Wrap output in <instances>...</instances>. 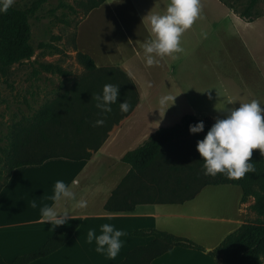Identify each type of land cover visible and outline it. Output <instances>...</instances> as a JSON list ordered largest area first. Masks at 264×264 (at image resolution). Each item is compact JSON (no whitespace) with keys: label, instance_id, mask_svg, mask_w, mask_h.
Segmentation results:
<instances>
[{"label":"rangeland","instance_id":"1","mask_svg":"<svg viewBox=\"0 0 264 264\" xmlns=\"http://www.w3.org/2000/svg\"><path fill=\"white\" fill-rule=\"evenodd\" d=\"M37 1L15 0L14 3V6L28 13L32 55L0 70V187L6 180L13 160L27 156L39 158L46 153L42 147L43 139L47 145L50 136L55 140L57 137L58 140L72 138L73 133L68 132L69 128L58 132L56 124H44L42 117L44 108L50 103L55 104V109L52 108L51 111L59 115V112H63L75 99L82 101L76 84L89 76L76 56L77 24L83 19L80 24V38L78 42L76 41L79 50L89 47L97 51L110 50L111 57L119 60L130 59L137 67L138 35L144 29L143 24H149L150 15L166 12L170 3V0H122V2L103 0L91 8L95 0H43L34 11H30ZM223 1L238 12L243 11L249 2V0ZM200 5V15L193 23L194 33L199 38L195 39L186 51L173 56L175 63H178V71L186 61L187 68L194 75L193 81L189 83L193 92L191 104L196 110L205 109L218 118L226 115L220 109L239 107L240 103L251 100L259 101L264 108V25L259 29L250 30L254 31V37L256 36L254 41L247 42V45H251L249 48L251 55L238 35L231 37L222 35L202 40L199 34L208 30L214 31L209 29L206 23L221 21L222 24L216 33L235 32L236 29L231 24L234 20L227 15L221 17V14L219 18L218 11L212 8L214 5L222 6L219 0H200ZM250 15L253 18L264 17V0L256 1ZM261 21L264 22V19ZM96 60L100 63L98 56ZM110 73L117 74L112 70ZM205 90H209V94ZM58 98H61L59 102ZM173 102L169 101V104ZM153 103L154 94H151V98L141 94L140 109L135 116L146 118L147 128L170 126L174 121L176 123L179 121L177 115L182 110L178 108L177 101L164 109L168 113L163 116L155 112L152 108ZM164 122L165 125L162 124ZM192 137L193 135H185L164 146L150 168L159 165L192 166L195 178H189V181H194L193 185L196 187L200 181V173L190 148ZM50 149L54 152L53 147ZM58 150L64 149L56 147L55 151ZM163 181L162 179L159 182ZM219 189L218 198L227 203L225 205L227 212L224 206L216 205L218 198L211 194V191H204L196 201L188 203V208L195 215L221 216L220 211L229 213L233 203L237 202L241 189L234 185H224ZM190 192L191 190L182 191L179 196L172 197L169 187L161 194H155L152 200L174 201L188 197ZM148 199L145 197L146 201ZM241 201L243 221H254L257 215L251 208L253 198L246 197ZM211 202L215 203V208ZM194 221L196 224L206 222L201 219ZM166 245L167 243L162 241L159 249L165 248ZM148 256L147 254L145 257Z\"/></svg>","mask_w":264,"mask_h":264},{"label":"crops","instance_id":"2","mask_svg":"<svg viewBox=\"0 0 264 264\" xmlns=\"http://www.w3.org/2000/svg\"><path fill=\"white\" fill-rule=\"evenodd\" d=\"M212 8L218 11L219 18L221 14V17L227 15L234 20L231 24L236 30L235 32L216 33L222 24L221 21L206 23L208 28L214 31L208 30L199 34L200 38L206 40L222 35L223 37L238 35L249 53L251 45H247V42H252L256 38L254 37L255 32L250 30L262 27L264 22L261 19L264 17H254L252 20L241 18L223 3L220 7L214 5ZM81 21L77 24L75 31L77 51L89 54L98 70L117 68L123 71L133 83L136 101L128 112L120 110L119 102L123 101L111 105L112 117L109 118L107 127L101 132L99 141H95L97 142L96 148L94 145L86 144L80 148L79 153H71L69 151L71 149L58 150L41 164L24 165L13 169L7 182L0 188V257L6 262H11L16 256L42 246L50 235L74 227L71 237L64 245L27 264H114L124 259L133 248L143 246L152 239V236L133 235V231L154 228L189 238L201 245L203 249L173 246L153 258L149 264H215L208 251L244 222L241 208L242 191L229 213H226L227 203L218 198L219 188L230 184L204 185L195 195L182 200L137 201L132 210L111 211L105 209L104 205L109 199L115 201L117 197H121L126 187L121 186L115 193L130 169L129 164L121 161L122 155L140 145L157 129V127L147 128L148 120L135 116L140 109L142 93L148 98L154 94L152 108L159 116L168 113L164 111L168 105L159 104L160 97L168 94L176 96L175 101L179 103L178 108L182 110L177 115L179 116L178 122L185 114H193L200 119L203 118L202 120L218 117L202 108L196 110V107L191 104L193 92L190 90L189 83L193 81L194 75L187 68L186 61L178 71V63H175V58H173L176 53L155 57L158 62L151 66L145 63L143 45L154 38L150 23H144V29L138 35V64L136 67L130 59L120 58L119 60L111 57L110 50L97 51L91 47L79 50L77 42L80 38ZM194 29L193 24L182 33L180 39L182 52L199 38L194 33ZM96 56L100 58V63H97ZM184 57L187 58V55ZM205 91L209 94V90ZM166 122L162 124L165 125ZM174 124H176L175 121ZM64 151H69V153ZM86 153H89L88 157H85ZM136 176L130 180L133 179L132 183L136 185L135 188H138L139 180H134ZM73 179L78 180L77 185H72ZM57 180H63L73 189L76 193L75 200L56 202L51 199ZM129 183L128 180L125 184ZM204 191H211V194L216 195L218 198L216 205L224 206L226 212L220 211L221 216L193 214L187 205L196 201ZM134 195L136 196V189H133V194L128 196L125 202L131 203L132 199L136 198ZM80 199L87 201L86 207L78 206ZM33 201L36 202V207L32 206ZM212 204L215 208V203ZM46 205L55 206L58 211H66L73 218L65 224L56 226L51 222L44 223L40 209ZM195 219L206 222L196 224ZM104 223L112 224L126 233L121 237L123 244L114 260H110L106 254L95 251V240L92 243L87 242L89 229H94L99 235L100 226Z\"/></svg>","mask_w":264,"mask_h":264},{"label":"trees","instance_id":"3","mask_svg":"<svg viewBox=\"0 0 264 264\" xmlns=\"http://www.w3.org/2000/svg\"><path fill=\"white\" fill-rule=\"evenodd\" d=\"M42 1L38 0L30 11H34ZM102 1L95 0L91 8L97 6ZM220 1L232 8L240 17L252 20L253 17H251L250 12L257 0H249L246 8L239 12L223 0ZM30 37L31 28L28 22L27 11L13 5L6 13H0V70H4L12 64L27 59L32 55V47L29 42ZM76 56L78 61L84 66L87 76H89L76 84L79 95H82V101L75 99L74 103H69L63 112H59V115L51 111L52 108L55 109V104L50 103L44 108L42 117L44 124H56L58 132L69 128L68 132L73 133L72 138L58 140L57 137L55 140L54 137L50 136L47 145L46 140L43 139L42 147L46 150V153L39 158L27 156L20 160H13L6 180L2 185L7 182L13 169L24 165L43 163V161L52 157L57 152L55 151L56 147H62L65 150L75 149L69 150L71 153H79L80 148L86 144L94 145L95 147L97 143L95 141H99L101 132L107 127L108 120L113 114L112 110L110 113L101 115V110L96 107L95 96L102 93L104 85H119L117 101L127 100L130 107L135 103L136 92L133 83L123 71L117 68L98 70L93 58L89 54L77 51ZM111 70L117 74L110 73ZM58 99L59 102L61 98ZM97 119H103L105 123L101 126H94V122ZM215 120H202L193 114H185L181 117L180 122L157 128L140 145L126 151L120 159L122 162L129 164L130 169L117 190H115V193L118 192L121 186L125 185L126 187L123 189L121 197H117L115 201L109 199L104 207L111 211L117 209L132 210L137 201H155L152 200L154 195L161 194L163 190L169 187L172 197L179 196L182 191L191 190L188 197H186L190 198L204 185L230 184L238 186L242 191L241 200L246 199V197L253 198L251 208L256 213L257 218L254 221H244L234 231L228 233L218 245L210 249L208 254L215 260V264H264V153H261L259 148L252 149V156L249 159L255 166V172L247 173L239 180L229 179L220 173L215 176L205 175L203 168L204 161L196 148V144L198 140L204 138ZM197 121L204 122V130L192 134L189 132V125ZM70 128L72 129L70 130ZM185 135H193L190 140V148L200 173V181L196 187L193 185L195 184L194 181H189V178H195L192 166L163 167L159 165L152 169L150 168L164 146ZM51 147L54 148V152L50 149ZM69 151L64 152L69 153ZM88 156L89 153H86L85 157ZM147 175H149L148 183L150 185L146 184ZM134 176H136L134 180H139L138 188H135L136 185L132 183L133 179L130 180ZM162 179L164 180V187L163 182H159ZM128 180L130 183L126 185L125 183ZM144 180L145 182H143ZM133 189H136V196L134 195L136 198L132 199V204L125 202L126 198L133 194ZM149 190H151L150 193ZM145 197L149 199L146 201ZM73 229L74 227H71L66 231H59L50 235L42 246L28 253L16 256L11 262H6L0 257V264H27L37 258L44 257L64 245L71 237ZM132 234L137 236H152V239L143 246L133 248L126 254L124 259L114 264H149L153 258L173 246L203 249L201 245L189 238L154 228L137 229ZM162 241L166 242L167 245L165 248L159 249ZM152 251L154 252L152 253ZM147 254L149 256L145 257ZM139 257L141 260L138 261Z\"/></svg>","mask_w":264,"mask_h":264},{"label":"clouds","instance_id":"4","mask_svg":"<svg viewBox=\"0 0 264 264\" xmlns=\"http://www.w3.org/2000/svg\"><path fill=\"white\" fill-rule=\"evenodd\" d=\"M122 2V0H116ZM15 3V0H0V13H6ZM201 11L200 0H170L166 12L152 14L148 17L154 38L146 41L143 45L145 63L149 66L157 63L155 57L172 55L182 52L180 39L182 33L189 29L199 17ZM119 85L106 84L102 93L95 96L96 107L101 110V115L112 111L111 105L117 103ZM176 96L162 95L160 105H168L175 102ZM169 101H174L169 104ZM232 102V101H228ZM257 100L240 103L239 107L224 108L226 115L217 118L208 129L203 139L197 141L196 148L203 158L205 175L215 176L224 174L229 179L239 180L247 173L255 172V166L250 161L252 149L259 148L264 153V108ZM122 112H128L130 104L127 100L119 102ZM166 108V109H167ZM105 123L103 119H97L94 126ZM204 122L197 121L189 125L192 134L202 132ZM78 180L73 179L72 185H77ZM53 201H72L76 199V193L63 180H57L54 184ZM33 207L36 202L33 201ZM78 206H87L85 199L78 201ZM43 222H51L52 225H61L73 218L66 211H58L55 206H44L40 209ZM101 232L96 234L94 229H89L87 242L95 240L97 253L106 254L110 260H114L122 247L123 230L114 225L104 223Z\"/></svg>","mask_w":264,"mask_h":264}]
</instances>
